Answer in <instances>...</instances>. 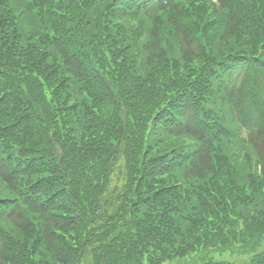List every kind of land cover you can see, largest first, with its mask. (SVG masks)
I'll return each instance as SVG.
<instances>
[{
  "label": "trees",
  "instance_id": "1",
  "mask_svg": "<svg viewBox=\"0 0 264 264\" xmlns=\"http://www.w3.org/2000/svg\"><path fill=\"white\" fill-rule=\"evenodd\" d=\"M190 255L264 264V0H0V264Z\"/></svg>",
  "mask_w": 264,
  "mask_h": 264
},
{
  "label": "rangeland",
  "instance_id": "2",
  "mask_svg": "<svg viewBox=\"0 0 264 264\" xmlns=\"http://www.w3.org/2000/svg\"><path fill=\"white\" fill-rule=\"evenodd\" d=\"M195 256H198L201 260V262L205 261H245L248 260V255H240L237 253H234L230 249H216V250H208L203 252H196L194 253ZM192 254V255H194ZM186 256L183 260L175 259L172 261H169L165 264H187L191 260L195 259L196 257ZM200 264V263H197Z\"/></svg>",
  "mask_w": 264,
  "mask_h": 264
}]
</instances>
